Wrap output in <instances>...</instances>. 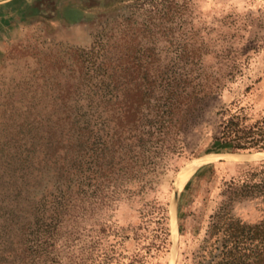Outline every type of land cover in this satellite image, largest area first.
<instances>
[{
	"label": "rangeland",
	"instance_id": "374dc122",
	"mask_svg": "<svg viewBox=\"0 0 264 264\" xmlns=\"http://www.w3.org/2000/svg\"><path fill=\"white\" fill-rule=\"evenodd\" d=\"M57 1L41 0L40 11L0 31V218L16 184L30 182L40 198L55 189L59 162L38 158L58 124L69 126L72 108H87L91 90L121 89L95 66L132 56L133 42L148 45L162 66L180 71L184 60L202 58L206 71L232 78L206 102L183 149L161 160L146 188L109 211L69 219L61 231L77 230L86 242L100 237L109 264H205L208 227L224 184L264 158L224 157L198 167L179 189L172 232L174 182L188 161L208 153L259 150H232L215 136L225 110L248 123L264 118V0H83L69 17ZM108 98L93 102L103 119L113 118L115 103ZM261 204L260 198H239L231 212L255 222L263 215ZM20 221L27 235L44 233L50 222Z\"/></svg>",
	"mask_w": 264,
	"mask_h": 264
},
{
	"label": "trees",
	"instance_id": "16d2710c",
	"mask_svg": "<svg viewBox=\"0 0 264 264\" xmlns=\"http://www.w3.org/2000/svg\"><path fill=\"white\" fill-rule=\"evenodd\" d=\"M143 46L133 42L132 56L127 52L128 57L95 66L121 89L104 94L91 90L87 108H72L69 126L58 124L46 139L38 159L59 162L55 189L40 198L30 182L13 187L14 197L1 207L0 264H109L110 253L101 247L100 237L86 242L79 231L61 229L69 219L109 211L121 198L146 188L161 160L183 149L206 102L232 78L206 71L202 58L184 60L182 69L175 71L162 66L150 46ZM108 95L115 103L110 109L113 118L103 119L97 100ZM224 114L215 136L219 144L232 150H264V118L248 123L240 113ZM36 179L31 177L32 182ZM221 196L208 227L205 264H264V161L227 181ZM249 197L262 200L263 215L255 222L231 212L235 200ZM22 218L30 224L50 222L44 233L27 235ZM103 254L106 259L99 260Z\"/></svg>",
	"mask_w": 264,
	"mask_h": 264
},
{
	"label": "crops",
	"instance_id": "0c3cea01",
	"mask_svg": "<svg viewBox=\"0 0 264 264\" xmlns=\"http://www.w3.org/2000/svg\"><path fill=\"white\" fill-rule=\"evenodd\" d=\"M41 0H0V31L10 30L17 23L25 21L30 12L40 11ZM83 0H59L57 7L64 16L80 10Z\"/></svg>",
	"mask_w": 264,
	"mask_h": 264
},
{
	"label": "bare ground",
	"instance_id": "6f19581e",
	"mask_svg": "<svg viewBox=\"0 0 264 264\" xmlns=\"http://www.w3.org/2000/svg\"><path fill=\"white\" fill-rule=\"evenodd\" d=\"M262 156H264V152H258L252 155L251 158H261ZM217 157H219V155H210V156H206V157H201V158H197L194 160H190L186 163V167L183 168V170L180 172L176 182H175V186L177 189H181V187H183V185L186 183V181L188 180V178L191 176V174L201 165L206 164L207 161H212L215 160ZM236 157V156H235ZM209 161V162H210ZM175 207H176V199L175 197H173V202L171 204V212H172V229L175 232V230L177 229V221H176V216H175ZM175 216V224H176V229L173 227V217Z\"/></svg>",
	"mask_w": 264,
	"mask_h": 264
},
{
	"label": "water",
	"instance_id": "95a60500",
	"mask_svg": "<svg viewBox=\"0 0 264 264\" xmlns=\"http://www.w3.org/2000/svg\"><path fill=\"white\" fill-rule=\"evenodd\" d=\"M258 152H264V151L258 150V151H246V152H235V151H230V152H215V153H208L206 155H203V157L204 156H207V155H219V157H217L216 159H218V158H224V157H234V156L240 157V158L249 159V158L252 157L253 154L258 153ZM261 158H264V156H262ZM185 167H186V164L183 166V168H185ZM183 168L180 169L179 172L177 173L175 182H176V180H177L180 172L183 170ZM175 182H174V197L176 199L175 216H176V221H177V209H178L179 189L176 188ZM172 232H173V230H172Z\"/></svg>",
	"mask_w": 264,
	"mask_h": 264
}]
</instances>
